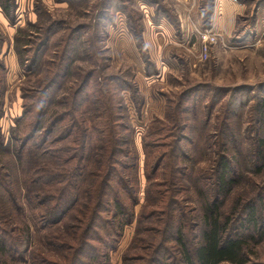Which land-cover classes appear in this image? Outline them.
Listing matches in <instances>:
<instances>
[{
    "label": "trees",
    "instance_id": "trees-1",
    "mask_svg": "<svg viewBox=\"0 0 264 264\" xmlns=\"http://www.w3.org/2000/svg\"><path fill=\"white\" fill-rule=\"evenodd\" d=\"M140 2L154 9L155 24L165 19L179 31L176 17L159 2ZM0 8L12 24L14 0H0ZM116 8L125 12L150 73L154 64L142 38V25L130 7L116 4ZM212 8L213 0H209L203 21ZM107 15L103 12L100 19ZM60 25L52 22L38 27L32 39L29 30L19 31L23 38L15 41L20 67L35 72L43 49ZM84 30L78 27L58 43L47 76L38 85L22 89L21 116L14 119L9 136L0 130V264H111V253L135 220L142 230L122 264H264L251 257L252 245L264 240V215L262 224L258 220L259 208L264 213V188L252 198L235 193L231 197L242 177L235 175L221 152L222 144L214 169L195 178L202 200L198 215L189 202L193 160L187 149L194 139L189 136L188 117L197 120V106L208 97L206 87L186 91L176 103L167 100L164 116L146 125L140 148L146 180L144 204L136 213L139 155L119 92L129 91L137 115H141L142 103L136 97L137 87L120 77H105L113 90L103 93L99 82L103 79L93 70L76 75L78 81L65 90L74 74V61L88 59L83 54L85 42L80 41ZM79 42L81 56H76ZM1 45L2 39L0 52ZM3 72L0 60V120ZM53 105L58 109L47 117ZM256 147L261 164L254 172L261 174L263 138L257 139ZM10 152L13 165L3 161V155ZM15 167L24 175L21 187ZM228 202L232 206L227 208ZM26 212L32 228L23 219ZM33 233L42 234V246H32Z\"/></svg>",
    "mask_w": 264,
    "mask_h": 264
},
{
    "label": "rangeland",
    "instance_id": "rangeland-1",
    "mask_svg": "<svg viewBox=\"0 0 264 264\" xmlns=\"http://www.w3.org/2000/svg\"><path fill=\"white\" fill-rule=\"evenodd\" d=\"M156 1L176 17L178 32L165 19L155 24L152 21L154 9L140 0H14L15 20L12 24L0 8V60L4 66L1 76L4 106L0 130L5 137L9 136L14 119L21 116L24 103L22 89L38 85L47 76L48 62L57 52L58 43L67 35H72L76 28L85 27L80 41L85 42L83 48L87 52L83 54L88 59L82 61L77 58L74 61L71 66L74 74L64 87H67L65 90L72 87L79 79L76 75L89 70L103 79L99 81L103 93L113 90L111 83L104 82L105 77H120L137 87L136 97L142 103L141 115L135 113L129 91L119 92L135 131L134 144L139 155L140 200L136 213L144 204L146 185L140 150L142 133L152 119L164 116L167 100L176 103L178 97L196 87H206L208 97L197 106V120L188 117L191 125L189 136L194 139L187 149L193 160L188 195L195 216L200 213L202 203L195 178L198 173L205 174L214 169L219 144H222L221 152L226 155L235 175L242 177L238 188L232 189L231 197L235 193L245 199L252 198L261 187L264 188V171L261 174L254 172L255 167L261 164L257 139H264V0H230L235 11L244 8L236 16L230 34L215 31V27L223 25V7L219 0H213L212 13L205 21L202 17L209 0ZM116 4L130 7L135 14L133 18L138 25H142V38L154 64V72L150 69L149 75L134 35L128 29L126 14L121 9L117 10ZM106 11L107 18L101 20ZM52 22H62L63 25L54 30L35 72L20 67L15 41L17 37L23 38L19 31L29 30V39H32L38 27ZM230 23L226 21V24ZM210 34L217 36L215 43L207 40ZM204 44L207 46L206 58L201 55ZM75 49L76 56H81L80 42ZM60 95L61 92L58 97ZM56 109L55 105L50 106L47 117ZM3 157V161L13 165L11 152ZM14 172L21 187L24 175L17 167ZM229 205L230 202L226 204L227 208ZM259 210L258 220L262 224L264 213ZM23 219L32 228L28 212ZM140 229V225L136 227V220L125 228L117 249L110 255L111 264H122L126 253H131V245ZM39 237L33 233V247L42 246V234ZM252 246V259L264 263V240Z\"/></svg>",
    "mask_w": 264,
    "mask_h": 264
},
{
    "label": "crops",
    "instance_id": "crops-1",
    "mask_svg": "<svg viewBox=\"0 0 264 264\" xmlns=\"http://www.w3.org/2000/svg\"><path fill=\"white\" fill-rule=\"evenodd\" d=\"M219 1H220V5L223 7V16L221 17L223 25L222 26L219 25L218 27H215V31H217L219 33H224V34H228L229 33L230 34V32L232 31V29L234 27V22H235L236 16L239 15L240 12H242L244 10V8L240 9V10L238 9V10L235 11L233 5L230 3V0H219ZM217 5H218V1H217ZM228 20L230 22H232V23L226 24V21H228ZM146 48H147V46H146ZM148 54H149V50H148ZM155 70L157 72V67H156ZM153 72H154V68H153ZM149 74L150 73H148V75Z\"/></svg>",
    "mask_w": 264,
    "mask_h": 264
},
{
    "label": "built area",
    "instance_id": "built-area-1",
    "mask_svg": "<svg viewBox=\"0 0 264 264\" xmlns=\"http://www.w3.org/2000/svg\"><path fill=\"white\" fill-rule=\"evenodd\" d=\"M234 1H236V0H234ZM216 38H217V36L215 34L214 35L210 34L207 40H209L210 43L211 42L215 43L217 40ZM201 55H203L204 58H206V56H207V46L205 44L203 45Z\"/></svg>",
    "mask_w": 264,
    "mask_h": 264
}]
</instances>
